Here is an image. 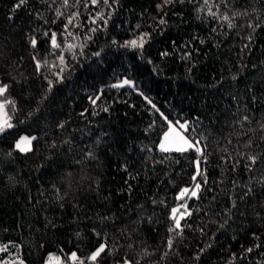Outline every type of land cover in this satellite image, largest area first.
<instances>
[{"label":"trees","instance_id":"1","mask_svg":"<svg viewBox=\"0 0 264 264\" xmlns=\"http://www.w3.org/2000/svg\"><path fill=\"white\" fill-rule=\"evenodd\" d=\"M0 84V264H264V0H0Z\"/></svg>","mask_w":264,"mask_h":264},{"label":"snow or ice","instance_id":"2","mask_svg":"<svg viewBox=\"0 0 264 264\" xmlns=\"http://www.w3.org/2000/svg\"><path fill=\"white\" fill-rule=\"evenodd\" d=\"M104 2L107 3V0H104ZM166 2H167V0H166ZM205 2H207V0H205ZM23 3H24V0H20V4H23ZM65 3H67V0H65ZM92 3L93 4L97 3V0H92ZM17 7H19V5H17ZM224 19L227 20L228 17L225 16ZM71 22L72 21L70 19L69 24H71ZM161 23H164V21L161 20ZM229 26H231V25H229ZM138 39H139V43L137 42V40H133V41H130L128 43H130L133 47H143V45L145 43L144 37L141 36ZM51 43H52L53 47H60V45L57 43L55 34L52 35ZM32 44H33V46H35L36 41L33 40ZM69 47H73V46L70 45ZM60 60H61V63H63V57H60ZM39 67H40L39 61H37V68L39 69ZM124 83L128 84L130 82L126 80V81H124ZM49 84L51 87V81L49 82ZM8 87L9 86L6 84H0V96L4 95L6 93ZM9 103H12V102H9ZM93 103H95V101H93ZM149 103H150V101H149ZM153 107H155V106L153 105ZM165 119H167V118L165 117ZM245 119H247V118H245ZM169 124L171 125V122H169ZM11 127H12V124L9 122V119H8L7 114L5 112V104L0 103V132L4 131L6 128H11ZM179 127L186 129L188 127V125H187V123H185V124L179 125ZM32 139H35V137H33ZM164 139H165V142L175 145V151L184 152V151H187L188 149H194L197 153L202 154L203 150L201 147L198 146L199 141H196L194 143L192 140L188 139L186 136H184L180 132L176 131L175 127H170V132L165 135ZM22 141L27 142L29 144L31 143V141L27 137H23ZM17 147L18 148L20 147L19 143L17 144ZM161 148L164 151L170 150L169 148L165 147L164 144L161 145ZM21 150L27 151L29 149H21ZM249 159H251L254 163L256 158L255 157H249ZM195 163H196V167H197V172H196V175L193 176V180L196 179V176L202 175V173L200 172V169H199V164H200L199 158L197 159V161ZM200 188H201V185L199 183H196L192 190H190L188 188H184V189H182L181 193L179 194L178 199L184 198L189 192H190L191 197H196L198 195V191ZM182 207L186 208V206H184V205H182ZM178 212H179V217H177ZM186 214L190 215V213L180 212V209H178V208H173L172 209V219H174V221H175V226L173 229H169V231H175L176 229H181V227H182L181 220L185 217ZM168 245H169V247L172 246L171 239L168 241ZM4 250H5V248H0V251H4ZM104 250H105V245L101 244L99 246V248H97V250L91 254L89 259L92 261H95L97 259V257L100 256V254L102 252H104ZM248 251H251V249H248ZM71 259L73 261H76L78 259L76 256V253L71 254ZM21 264H22V262H21ZM125 264H130V262L126 260Z\"/></svg>","mask_w":264,"mask_h":264},{"label":"rangeland","instance_id":"3","mask_svg":"<svg viewBox=\"0 0 264 264\" xmlns=\"http://www.w3.org/2000/svg\"><path fill=\"white\" fill-rule=\"evenodd\" d=\"M0 103L4 104L3 101L1 100V98H0ZM5 112H6V111H5ZM7 117H8V116H7ZM169 122H171V125L169 124ZM181 124H185V123H184V122H180V121H178V122H174V121L168 119V125H167V128H166V129L164 130V132L161 134V137H160V139H159V141H158V147H159V148H161V145L164 144L165 147H167V148H169V149H175V145L165 142V139H164V138H165V135H166L167 133L170 132V127H175L176 131L180 132L182 135L186 136L188 139L192 140L194 143L197 141V140L192 139L191 137H189L188 135H186V134L183 132V128H180V127H179V125H181ZM23 137H27L30 141H31V139H32V136H31V135H28V134H26V133H21V134L16 138V140H15V142H14L15 147H17V144L19 143V144H20V147H19V148L17 147L18 149H20V150H21V149H29V148L31 147L32 143L29 144V143H27V142L22 141V138H23ZM198 146L200 147V143H199ZM49 260H50V259H49ZM49 260H48V261H49ZM50 262H51V260H50ZM119 264H125V262H123V263H119Z\"/></svg>","mask_w":264,"mask_h":264}]
</instances>
